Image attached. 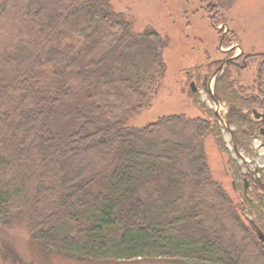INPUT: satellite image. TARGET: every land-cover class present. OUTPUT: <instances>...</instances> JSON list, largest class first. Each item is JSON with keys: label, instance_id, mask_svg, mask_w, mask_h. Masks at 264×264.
Instances as JSON below:
<instances>
[{"label": "trees", "instance_id": "obj_1", "mask_svg": "<svg viewBox=\"0 0 264 264\" xmlns=\"http://www.w3.org/2000/svg\"><path fill=\"white\" fill-rule=\"evenodd\" d=\"M198 1L217 27L234 0ZM228 34L220 44L240 46ZM166 46L151 28L135 32L111 0H0V245L3 229L26 225L45 253L79 262L264 264V172L254 179L232 164L240 203L214 179L207 141L227 153L214 111L129 123L162 86ZM214 94L234 148L252 154L264 130V53L232 58Z\"/></svg>", "mask_w": 264, "mask_h": 264}, {"label": "rangeland", "instance_id": "obj_2", "mask_svg": "<svg viewBox=\"0 0 264 264\" xmlns=\"http://www.w3.org/2000/svg\"><path fill=\"white\" fill-rule=\"evenodd\" d=\"M117 12L125 13L134 23L135 32L142 34L148 28L155 30L167 41L163 57L167 66L162 86L149 107L140 110L129 122L131 126L141 128L169 115L184 114L190 118H207L208 109L216 114L223 126L224 142L227 153L223 152L215 139L211 137L206 143V154L214 179L224 188L231 198L240 203L235 192V178L232 164L240 167V174H252L254 179H261L264 172V142L254 139L252 154L246 155L235 149L233 129L220 121L226 122V106H216L214 94L215 79L211 78L217 69L216 63L226 58H237L243 54L264 53V0H234L232 7L222 14L226 23L214 27V13L206 10L198 0H111ZM238 35L239 47H223L222 37L228 32ZM153 40V39H152ZM230 58V59H231ZM254 60V59H252ZM242 75L245 86L251 85L255 78V64ZM210 69V71H209ZM207 78V79H206ZM195 84L197 101L194 103L190 90ZM215 95V94H214ZM70 104V103H68ZM65 108L57 114L54 122L56 129H64L59 117ZM219 114V116H218ZM227 124V123H226ZM231 129V131L228 128ZM64 135V134H63ZM239 152V153H238ZM234 170V171H233ZM243 183V181H240ZM244 184V183H243ZM247 190L250 180H246ZM251 219L256 215L247 212ZM0 245V264H101L79 262L56 254L45 253L35 243L26 225L3 229ZM262 241V240H261ZM113 264H190L167 259L133 260Z\"/></svg>", "mask_w": 264, "mask_h": 264}, {"label": "water", "instance_id": "obj_3", "mask_svg": "<svg viewBox=\"0 0 264 264\" xmlns=\"http://www.w3.org/2000/svg\"><path fill=\"white\" fill-rule=\"evenodd\" d=\"M230 60H227V61H225L215 72H214V74H213V76H212V78H215L216 76H217V74L228 64V62H229ZM192 89L194 90V91H196V88H195V84L194 83H192ZM207 91H209V89L207 88L206 89ZM211 95H212V98H213V100H214V102L216 103V105L217 106H219L220 105V102H219V100L216 98V96L214 95V94H212L211 93ZM218 116H219V114H218ZM220 121L222 122V123H224L226 126H227V124H226V122L224 121V120H222V118L220 117ZM228 128V127H227ZM230 131H231V129L230 128H228ZM239 153V152H238ZM246 188H247V184H246ZM259 237H260V239L264 242V233H262L261 231H259Z\"/></svg>", "mask_w": 264, "mask_h": 264}, {"label": "flooded vegetation", "instance_id": "obj_4", "mask_svg": "<svg viewBox=\"0 0 264 264\" xmlns=\"http://www.w3.org/2000/svg\"><path fill=\"white\" fill-rule=\"evenodd\" d=\"M238 46V45H237ZM236 47V45H234V48ZM239 47V49H240V46H238ZM236 49V48H235ZM243 54V53H242ZM240 56V55H239ZM238 57V56H237ZM232 59V58H231ZM231 59H229V60H231ZM225 61H227V60H225ZM224 61V62H225ZM223 62V63H224ZM217 70V69H216ZM215 70V71H216ZM213 75V74H212ZM211 78H212V76H211ZM207 79V78H206ZM213 79H215L216 80V77L215 78H213ZM215 85V84H214ZM209 89V91L208 92H210V94L212 93V89L209 87L208 88ZM233 129V128H232ZM234 130V129H233ZM255 139H260V140H262L263 141V139H264V130H261L260 132H259V136L258 137H256Z\"/></svg>", "mask_w": 264, "mask_h": 264}]
</instances>
